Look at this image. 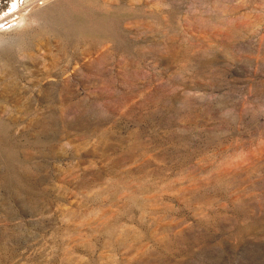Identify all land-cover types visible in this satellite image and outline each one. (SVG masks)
Masks as SVG:
<instances>
[{
  "label": "rangeland",
  "instance_id": "obj_1",
  "mask_svg": "<svg viewBox=\"0 0 264 264\" xmlns=\"http://www.w3.org/2000/svg\"><path fill=\"white\" fill-rule=\"evenodd\" d=\"M0 264H264V0H0Z\"/></svg>",
  "mask_w": 264,
  "mask_h": 264
}]
</instances>
